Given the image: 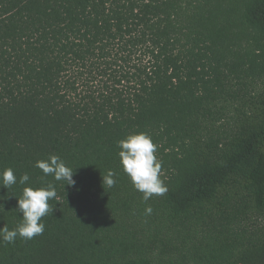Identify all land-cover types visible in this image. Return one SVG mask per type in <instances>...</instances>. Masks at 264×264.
Wrapping results in <instances>:
<instances>
[{
  "label": "trees",
  "instance_id": "trees-1",
  "mask_svg": "<svg viewBox=\"0 0 264 264\" xmlns=\"http://www.w3.org/2000/svg\"><path fill=\"white\" fill-rule=\"evenodd\" d=\"M139 132L167 188L147 202L117 143ZM51 155L74 185L35 166ZM8 167L0 228L22 222L24 187L57 196L42 235L0 240V264H264V0H0Z\"/></svg>",
  "mask_w": 264,
  "mask_h": 264
},
{
  "label": "clouds",
  "instance_id": "clouds-1",
  "mask_svg": "<svg viewBox=\"0 0 264 264\" xmlns=\"http://www.w3.org/2000/svg\"><path fill=\"white\" fill-rule=\"evenodd\" d=\"M121 149L119 152L120 162L124 172L130 178L134 188L141 192L142 199L147 202L153 196H162L167 188L160 178L161 161L156 152L158 146L153 142L152 137L145 132L128 135L125 139L117 142ZM42 170L45 176L51 175L55 181H62L72 186L74 169L67 166L58 155H51L46 160H38L35 165ZM115 172L108 170L102 175L103 187L112 188L116 184ZM30 180L29 174L24 173L19 177V184L25 185ZM17 183V176L11 167L0 172V185L10 188ZM57 196L54 184L48 183L46 187L32 188L24 187L22 196L18 199V211L23 214L22 222L14 229L6 226L0 228V240L4 243H14L17 236L31 240L42 235L45 224L42 218L52 213L53 208L49 201ZM153 209L147 206L144 214L151 215Z\"/></svg>",
  "mask_w": 264,
  "mask_h": 264
},
{
  "label": "rangeland",
  "instance_id": "rangeland-1",
  "mask_svg": "<svg viewBox=\"0 0 264 264\" xmlns=\"http://www.w3.org/2000/svg\"><path fill=\"white\" fill-rule=\"evenodd\" d=\"M241 96H246V95H241ZM240 101H237V104H239ZM255 216V214H254ZM254 219V218H253ZM264 224V222H262ZM254 227V225L252 226ZM181 237V236H180ZM181 239L179 240V248L177 250H173V249H170V250H167V249H156L154 250L151 254H152V257L158 261H161L163 262L164 260H166L167 258L171 257V256H178L180 253H181Z\"/></svg>",
  "mask_w": 264,
  "mask_h": 264
}]
</instances>
